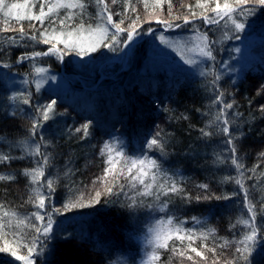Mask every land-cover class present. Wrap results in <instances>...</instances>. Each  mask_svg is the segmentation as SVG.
I'll list each match as a JSON object with an SVG mask.
<instances>
[{
    "label": "trees",
    "instance_id": "16d2710c",
    "mask_svg": "<svg viewBox=\"0 0 264 264\" xmlns=\"http://www.w3.org/2000/svg\"><path fill=\"white\" fill-rule=\"evenodd\" d=\"M8 2L18 3L23 0H8ZM84 2L87 5L84 23L86 26L92 24L95 27L100 22L97 18L99 9L94 0H84ZM196 2L197 0H172L173 14L188 15L187 5L189 4L193 5V11L199 12L200 9L195 7ZM107 3L114 14V20L119 21L120 17L115 13L125 12L124 0H118L115 5L111 3V0H107ZM153 4L154 0H148L146 8L143 0H132L135 14L141 18L138 27L141 35L138 38L141 37L143 40L137 42L128 58L125 56L126 49L110 52L103 48L93 55L95 58L92 64L84 63L81 67L75 66L72 55H67L63 62L54 56L44 57L38 63L49 68L50 74L60 78L66 87L62 89L44 87L38 94L35 93L34 84L26 86L20 83L25 74L31 70V63L26 62L13 69V74L19 73L16 75V84L9 85L0 79V104L5 103L4 97L12 91L27 89L33 92L34 103L47 102L49 98H52L58 102V111H67L66 116L57 117V122L50 121L44 129L46 138L55 139L56 152L59 153L54 162L55 167L46 170V176H55L58 170L63 169L64 162L69 157L72 158L74 167L77 169L70 180L61 175L55 198L57 207L70 197L81 193H84L87 198L92 189V181L102 174L106 166L104 158L99 156V149L103 142L112 139L107 133H115L125 146L123 150L126 154L138 156L145 135L155 132L157 127L168 134L166 136L168 155L161 157L155 150L148 154L158 159L169 175L179 173L175 177L178 185L193 199L188 201L172 196L167 212H159L148 206L158 207L163 200L167 199L162 197L161 201L145 198L144 205L135 209L128 208L121 199L107 204L102 202L95 208L76 210L64 216H55L54 219L60 222L58 227L73 230L75 233L86 230L91 239L87 242L81 239L67 242L63 238L56 237L48 245L50 251L39 256L40 258L37 257V264H108L109 260L116 262L114 258L117 259V264L122 259L125 264H144L147 261L146 249L145 252L141 251L139 238L147 236L145 233L147 225L156 223L157 219H166L168 216L176 218L174 223L184 221L183 227L186 229L197 231L202 229L205 232L209 228L214 229L215 231L206 241L210 246L222 243L221 237L232 239L234 235L237 237L240 235L241 225L237 221L241 218L242 207L239 206L237 209L231 207L238 196H234L231 200L213 198L197 201L195 199L196 196L204 195L213 197L232 195L236 191L233 182L223 180L225 176H235L230 164L212 163L213 150L219 151L223 148V137L213 135L211 139H205L201 137L199 131L201 128L207 131L213 130L209 125L216 111V107L211 103L214 94L211 84L212 76L202 77L198 71L182 75L179 70V72L168 71L156 65L151 68L158 52L153 51L156 48H151L150 43L159 39L161 35L167 39L170 36L190 38L194 35L198 36L199 33L208 32L211 39H218L222 32L216 25H207L203 20L196 19L192 24L174 21L181 25L176 31H156L147 36V30L153 25L141 27L142 25L155 22L165 27L157 21L170 19L167 3H164L163 11L159 7L153 8ZM38 7L37 4L34 11H38ZM64 11L61 10V16ZM132 15L131 9H128L122 27L127 26L130 22L128 16ZM4 19L0 15V27L4 26ZM249 21L251 27L240 34L241 39L225 41L222 47L217 45V60L208 64L209 66L214 64L215 69L220 72V69H223L222 65L227 63V59L234 56L231 50L242 44L248 45L256 54V60L245 66L237 79L234 76L223 75L219 86L227 93L234 95L238 111L243 114L241 120L248 121L241 125L246 135L239 141L238 148L246 169L259 165L254 179L246 180V186L259 181L254 190L255 198L259 200L261 192L264 191V176L260 175L264 172V157L259 155L264 152V114L258 111L259 106L264 104V89L261 88L264 85V8L257 6L255 15L249 17ZM9 23L13 27L19 26L14 18ZM19 23L23 24L27 31H32L29 27L31 23H35L39 28V22L36 21L23 20ZM45 23L47 24V21ZM74 23H79V17ZM196 29H199V32ZM13 34L16 33L0 34V45L6 44L7 36ZM27 43L34 45L35 42L29 40ZM46 47L43 44L36 45L37 50H44ZM25 50L24 47L9 48V55L2 58L14 62L15 57ZM140 50H143L142 54ZM136 52L139 55L137 59L134 56ZM231 81H235V84ZM153 100L163 103H159L157 107L151 103ZM22 107L25 112L31 113L28 106ZM182 116H187L188 119H182ZM88 119L93 121L92 135L89 140L80 142L75 138L69 139L67 127L79 126ZM27 126L28 120L23 114H18L13 119L0 113V136L6 137L8 141L26 138ZM0 150H4L2 146ZM14 154L19 155V150ZM34 166L31 159H24L14 161L11 169L0 168V172L14 171L17 174L15 182H0V192L6 193V195H0V203H3L7 209L16 211L20 217L35 210L28 202L29 196L32 195L29 178L20 175L24 168ZM119 167L120 165H117V168ZM121 182L124 181L121 180ZM203 183L209 184L207 192L198 187ZM192 217L199 218L203 224L194 223ZM258 223H264L259 216ZM234 224L236 228L231 227ZM25 231L29 230L25 229ZM149 236L154 237V234L150 232ZM8 239H12L11 235ZM201 242L197 239L193 246L200 250ZM2 243L0 241V246ZM168 243V250L159 249L161 259L156 264H211L214 259L212 253L206 249L204 251L208 257L207 261L196 257L190 250L185 253V257H179L171 251V247L174 243L179 246L180 242L173 238ZM186 245L187 241L184 242V247ZM220 252L221 250L217 249V255ZM18 254H25L24 249H19ZM188 255H191L193 260H188ZM230 256L231 250L228 252V257ZM225 258L227 257H220V264H223ZM0 264H22V261H17L10 253H0ZM254 264H264V245L256 254Z\"/></svg>",
    "mask_w": 264,
    "mask_h": 264
},
{
    "label": "snow or ice",
    "instance_id": "6c2138e0",
    "mask_svg": "<svg viewBox=\"0 0 264 264\" xmlns=\"http://www.w3.org/2000/svg\"><path fill=\"white\" fill-rule=\"evenodd\" d=\"M94 2L99 9L97 18L100 21L95 27L92 24L86 26L84 23L87 7L84 0H23L18 3L0 0V15L5 18L4 26L0 27V34L16 33L8 35L7 43L0 45V70H7L0 71V79L9 85L16 84V75L19 73L13 74V69L18 65L30 62L31 70L25 74L20 83L26 86L34 84L35 93L38 94L49 81L57 80V76L50 74L49 68L38 63L44 57L54 56L62 62L67 55H75L87 58L83 60L87 64L92 61L93 55L101 48L110 52L129 49L125 56L132 54V46L141 35V32L138 31L141 18L135 14L136 10L132 7V0H124V13H115L120 17L119 21L114 20V14L110 10L107 0H94ZM111 3L115 5L118 0H111ZM143 3L147 8L148 0H143ZM164 3L168 5L170 19L157 22L164 24L165 27L179 28L180 23H174V21L192 24L194 20L201 19L207 25H216L222 32L218 39H211L208 32L199 33L191 47L188 46V42L172 41L164 35L159 37V41L166 47L179 52L183 63L198 69L200 76H212L211 84L214 94L211 103L216 107V111L210 119L209 125L213 130L207 131L205 128H201L199 131L201 137L205 139H211L213 135L223 137V148L219 151L213 150L212 163L230 164L236 175L225 176L223 180L235 183L238 188L232 195L214 197L204 195L196 196L195 199L197 201L213 198L231 200L234 196L242 197L241 218L237 221L241 228L239 237L235 235L232 239L221 237L222 243L210 246L206 241L213 234L214 229L209 228L206 232L202 229L199 231L186 229L183 227L185 222L174 223L176 218L173 216L157 219L155 225L149 229L154 234L153 239L149 241L153 244V249L149 252L148 260L144 264H156L161 259L158 249L168 250V242L173 238L180 244L178 246L174 243L171 251L182 258L190 250L195 253L196 257L207 261L208 257L204 251L206 249L214 257L211 264H220L221 256L227 257L223 264H254L256 254L264 245V223H258V216L261 221H264V191L261 192L259 200H256L254 190L259 181L246 186V180L254 179L259 165L246 169L242 162L238 143L246 135L241 125L248 121L241 120L243 114L238 111L234 95L227 93L219 86L223 73L217 71L214 64L209 66L208 62L217 60V45L222 47L225 41L241 39L240 34L251 27L249 17L255 15L257 6L264 8V0H197L195 7L200 11H193V5L189 4L187 5L189 14L182 16L173 14L172 0H154L153 8L159 7L163 11ZM37 4L39 5L38 11H33ZM128 9H131L133 15L128 16L130 22L126 27H122ZM61 10H65L63 16H61ZM77 17H79V23H74ZM13 18L17 21L18 27H13L9 23ZM23 20L39 22V28L35 23H31L29 27L32 31H27L23 24L19 23ZM147 31L151 33L152 29L149 28ZM196 31L199 32V29ZM29 40L35 42L34 45H29L27 43ZM40 44L47 47L44 50H37L36 45ZM13 47H24L26 50L19 53L14 62L3 59L2 57L9 55L8 49ZM29 48L31 50H27ZM231 51L240 53L241 49L236 47ZM185 52H195L197 55L185 56ZM230 59H234V57ZM222 67L228 73L239 74L241 71L230 62L224 63ZM229 79L231 80V77ZM231 82L235 84V81ZM261 88L264 89V85ZM257 94L259 95V92ZM4 100L5 103L0 104V113L13 119L18 114H23L28 120V126L26 128L27 136L24 139L8 141L6 137L0 136V146L4 149L0 150V168L11 169L14 161L32 160L35 166L24 168L20 175L29 178L32 195L29 196L28 202L33 205L35 210L20 217L16 211L9 210L3 203H0V241L3 242L0 246V253H10L17 261H22V264H37V257L50 251L48 245L56 238L58 225L54 219L55 216H64L80 209L95 208L102 202L107 204L123 199L128 208L135 209L144 205L145 198L161 201L162 197H166L167 199L163 200L158 207L148 206L159 212H167L172 196H178L188 201L193 199L192 196L185 194L184 189L178 185L175 177L179 173L169 175L159 160L148 154L155 150L161 157L168 155L166 149L168 134L157 127L155 132L145 135L138 156L126 154L123 150L125 146L115 136V133H107L112 139L103 142L99 149V156L104 158L106 166L103 168L102 174L92 181V189L87 198L84 193H81L78 196L70 197L60 207H57L55 198L61 175L70 180L77 169L74 167L72 158L69 157L64 162L63 169L58 170L55 176H46V170L55 167L54 162L59 153L56 152L55 139L46 138L44 129L50 121L57 122V117L66 116L68 113L66 110L58 111L56 99L49 98L47 102L34 103L33 92L27 89L14 90L6 95ZM151 103L159 107V103L163 102L158 103L157 100H153ZM249 103L251 104V101ZM22 106H28L31 113L25 112ZM165 110L167 111V109ZM258 111L264 114V104L259 106ZM181 118L188 119L187 116ZM92 124V119H88L79 126L67 127L68 138H75L80 142L89 140L92 135ZM206 127L208 126L206 125ZM17 150H19V155L14 154ZM259 155L264 157V152ZM117 165L120 167L117 168ZM247 173H252V175H247ZM260 175L264 176V172ZM16 180L17 174L14 171L0 172V182L11 183ZM121 180L124 182L122 183ZM198 187L207 192L209 184L203 183ZM0 195H6V193L0 192ZM243 210H246L247 218H244ZM192 221L198 225L203 224L197 217H192ZM231 227L236 228V225H231ZM25 229L29 231L26 232ZM9 235L12 237L11 240L8 239ZM62 238L67 242L73 239L87 242L91 239L86 230L73 233L68 229L63 230ZM197 239L202 241L200 250L193 246ZM185 241H187L186 247H184ZM21 248L25 251L23 255L18 254V250ZM217 249L221 250L219 255H217ZM229 250H231L230 257H228ZM187 259L191 261L193 257L188 255ZM108 264H117V262L109 260Z\"/></svg>",
    "mask_w": 264,
    "mask_h": 264
},
{
    "label": "rangeland",
    "instance_id": "374dc122",
    "mask_svg": "<svg viewBox=\"0 0 264 264\" xmlns=\"http://www.w3.org/2000/svg\"><path fill=\"white\" fill-rule=\"evenodd\" d=\"M34 10L35 9H33V11ZM163 28L166 31H169V32H173V31L177 30L176 27H172V28L163 27ZM197 37L198 36H196V35H194V36H192L190 38H186V36H183V37L177 36L176 38L170 36L168 39L172 40V41L188 42V46L191 47L192 46V42L196 41ZM142 40L143 39H141V37L137 38V40L135 42L136 44L132 46V52L135 49V46L137 45V42H140ZM150 47L154 48V49L156 48V50H153V51L154 52L155 51L158 52L156 58H154V61H153L155 63L151 66V68L156 65V66L164 67L168 71L179 70V71H181L182 75L188 74V73H194V72L198 71V69L192 68V67L184 64L180 53L177 52V51H174L171 48L166 47L164 44L160 43L159 39L153 40L150 43ZM239 48L241 49V52L240 53H234V56H230L227 59L226 62L227 63L230 62L234 67H236L238 69H241V71H243L244 70L243 68L245 66H247L249 63H252V62H254L256 60V56H255L256 54H254V52L252 51L251 48H249L248 45L242 44L241 46H239ZM128 51H129V49L125 50V52H128ZM140 51H141V54H142L143 50H140ZM141 54H140V56H141ZM130 55H131V53L129 54V56ZM196 55L197 54L195 52H185V56H196ZM129 56H127V58ZM134 56L136 57V58L135 57L134 58L137 59V57L139 56L138 52H136L134 54ZM231 57H234V59H230ZM72 58H73V61L75 62V66L76 67H81L82 64H84L83 60L87 59V58H80V57H77L75 55H72ZM94 58H95V56H93L91 64L93 63ZM241 71L239 72V74H236V73H228L224 69H220V72L223 73V75L231 76V77L234 76L236 79L240 75ZM44 87L51 88V89H62L63 87H66V86L63 84L62 80L57 77L56 81H49ZM214 167L216 168V165H214ZM230 167L232 168L231 165H230ZM234 173L236 175L235 171H234ZM234 185H235V188L237 189L238 186L235 183H234ZM241 200H242V197L240 198V196H238V198L236 199L235 202H233L234 204H232L231 207L236 208V209L239 208V206L242 207ZM240 210H242V209H240ZM244 211H245L244 218H247L246 210H244ZM59 224H60V222L57 221V225H59ZM154 225H155V223H150L149 225H147L146 226V231H145V233H147L146 234L147 236L139 238L140 241L138 240L139 244H141V251L145 252V249H146L145 257L147 258V260H148L149 252L153 249V244L148 243V241H151L153 239V237L149 236V233H150L149 229L151 227H153ZM64 229L65 228L57 227L56 237L62 238ZM69 231H72L73 233H75L73 230H69ZM158 251H159V249H158ZM114 259L117 262V259L116 258H114ZM120 263L125 264L123 259L118 264H120Z\"/></svg>",
    "mask_w": 264,
    "mask_h": 264
},
{
    "label": "bare ground",
    "instance_id": "6f19581e",
    "mask_svg": "<svg viewBox=\"0 0 264 264\" xmlns=\"http://www.w3.org/2000/svg\"><path fill=\"white\" fill-rule=\"evenodd\" d=\"M150 24L153 25V27L151 28L152 29V32L151 33L148 32L147 36L153 34L156 31H165V29L163 28L164 26L159 25V24L157 25V23H155V22H147L146 24L142 25L141 27H145V26H148ZM171 71L174 72V71H178V70H171Z\"/></svg>",
    "mask_w": 264,
    "mask_h": 264
}]
</instances>
